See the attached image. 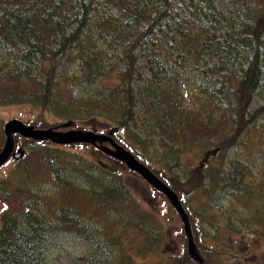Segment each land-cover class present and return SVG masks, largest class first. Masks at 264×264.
I'll return each mask as SVG.
<instances>
[{"label":"trees","instance_id":"1","mask_svg":"<svg viewBox=\"0 0 264 264\" xmlns=\"http://www.w3.org/2000/svg\"><path fill=\"white\" fill-rule=\"evenodd\" d=\"M72 61L80 62L76 84L67 71L53 78L44 69ZM187 65L199 68L205 94L195 107L179 100L182 85L174 89L182 83L180 71ZM109 77L117 82L105 88ZM77 88L83 98L76 95ZM59 92H65V99ZM85 95L106 114L114 112L112 120L125 131L143 108L144 120L151 119L166 144L182 149L189 145L185 139L191 144L212 140L203 149L201 173L192 188L207 200L198 216L233 236L258 232L257 227L264 239V0H0V107L37 103L59 117L76 119L80 111L73 108ZM259 96L262 103L252 109ZM4 135L0 118V149ZM25 141L26 155L36 147L33 159L50 168L67 191L58 225L77 226L76 191L72 181L62 178L63 170L77 168L76 162L49 154L58 149L50 142ZM228 145L240 154L225 161ZM105 171L110 184L102 192L91 188L86 200L105 208L108 220L116 224L108 231L111 236H104L127 255L124 264H133L123 245L139 241L142 247L148 245L146 252L150 243H161L152 228L158 220L137 207L119 211L126 201V185L120 174ZM19 172L27 177L29 170ZM167 182L177 189L174 180ZM221 195L230 198L227 204H211ZM21 205L18 214L6 211L2 216L0 264H50L42 243L53 222L38 221L41 211L35 204ZM95 221L89 218L86 228L99 226ZM192 227L197 230V223L192 221ZM87 237L101 243L102 236ZM204 257L216 264L213 255Z\"/></svg>","mask_w":264,"mask_h":264},{"label":"rangeland","instance_id":"2","mask_svg":"<svg viewBox=\"0 0 264 264\" xmlns=\"http://www.w3.org/2000/svg\"><path fill=\"white\" fill-rule=\"evenodd\" d=\"M188 62H191L190 59L187 60ZM47 67L48 69H44L53 78H62L63 72L67 71L70 78L73 79L71 80L73 84H76L77 77L81 74L80 62L77 61L67 64L61 63L57 69L50 65ZM187 67V69L180 71L182 83L179 86L176 84L174 89L176 90L182 85L183 96H179V100L186 102L185 105L195 107L204 100L205 94L199 86L200 72L197 70L199 68L189 67V65ZM104 81L103 86L105 88L111 87L117 82L115 77L106 78ZM102 88L99 86L98 90ZM75 92L76 95L83 98L82 92L78 88L75 89ZM58 96L60 99L66 97L65 92H59ZM260 97L262 96L255 99L252 109L262 103ZM79 104L73 108L80 111V116L76 119L59 117L55 111L30 102L1 106L0 118L3 127L8 120L18 118L29 125L42 129L57 127L68 121L74 122L73 128L75 129L96 130L100 133H107L109 130L116 129L114 139L120 145L131 151L138 160L146 164L163 181L167 182L169 179L175 181L173 184L177 189L174 190L178 193L181 201L182 199L185 200V204L182 202L188 207L187 212H190L191 225L192 221L197 223V230H193V234L203 255L204 253L208 256L213 255L216 264H264V239L259 237L260 231L257 227L255 229L258 232L253 230L233 236L235 233L231 234L224 228L219 229V231L215 230L214 224L210 225L198 216L199 211L202 210V204L207 200L201 194L193 192L192 188L201 173L199 169H201L202 160L205 157L203 149L209 147L212 140L191 144L188 139H185L189 145L181 149L176 145L166 144L162 138L161 140L156 135L157 132L161 133V131L154 129L151 119L144 120L143 108L139 109L135 123L125 131L123 127L112 120L114 112H111V115L106 114L99 108L98 104L87 99L86 95ZM202 111L207 113L206 110ZM198 119L206 120L205 117H198ZM26 139L19 135L16 136V149L25 151L24 158L19 161L10 159L0 168V226L2 216L6 211L18 214L19 210L24 209L21 204L24 206L35 204L37 209L41 211H39L41 216L38 217V221L53 222L51 227H47L42 243V254L46 263L94 264L100 258V263L97 264H124L123 261L127 260V255L121 250V247L119 249L110 245L112 243L108 242V238L106 239L104 236H111L108 231L113 228L111 225L116 223L108 220L110 218L105 208L90 204L86 200L91 188L102 192L110 184L109 174H106V171L105 173L102 172L103 168L98 162L103 161L121 170L120 178L127 188L126 201L118 210L123 211L128 206L137 207L139 211L153 215L158 220L154 222L152 228L155 229V235L162 238L161 243H157L156 246H151L150 243L146 252L144 249L148 245L142 247L143 244L141 245L139 241L132 244L127 242L125 246L123 245L124 251L129 253L131 258H134L133 264H197L188 254L184 224L168 199L150 186L139 174L129 170L125 164L90 144H53L58 149L48 151L49 154H57L60 159L67 160L69 163L76 162L75 166L77 167L74 171L71 169L63 170L62 178L72 181L69 184L74 185L77 203V212L75 213L79 223L77 226L75 222L71 223L72 225H64L63 222L58 225L59 209L60 206H65L67 191L61 189L62 183L59 179H57L58 181L55 180L50 168L41 166V163L33 159L37 150L36 147L33 146L35 150H31V156L26 155L28 148ZM5 140L6 136L4 143ZM130 147L133 149L131 150ZM234 153L235 156L240 154L236 146L228 145L227 150L223 152L224 155L226 154L225 161L233 159ZM23 160L25 162L19 164ZM241 161L248 160L242 157ZM33 166L39 167L34 168ZM24 167L29 170L27 177L19 172ZM20 191L23 194L19 193ZM1 197L5 199H1ZM212 199L211 204L222 202L224 205L229 202L230 198L221 195ZM233 205L235 207L238 203ZM89 218L95 219L94 224L99 222L100 225L87 229ZM88 233H91L94 238L95 236H102L101 243L97 239L100 244H96L93 237L91 238L93 240H90L87 237ZM230 245L236 249H231ZM211 248H215L216 251L213 252ZM235 255L242 257L238 259ZM246 255L247 260L245 259Z\"/></svg>","mask_w":264,"mask_h":264},{"label":"water","instance_id":"3","mask_svg":"<svg viewBox=\"0 0 264 264\" xmlns=\"http://www.w3.org/2000/svg\"><path fill=\"white\" fill-rule=\"evenodd\" d=\"M73 126L74 122L68 121L57 127L42 129L34 125L26 124L23 120L18 118L8 120L4 124L6 140L3 147L0 149V168L10 159L19 161L24 157L25 151L16 149L17 135L33 141L51 142L54 145H72L79 143L98 147L105 154L125 164L129 170L139 174L150 186L168 199L184 224V232L187 238V250L190 258L198 264H209L195 242L189 213L185 209L178 193L166 184L146 164L138 160L131 151L120 145L114 139L116 129H112L105 134L99 133L96 130L75 129ZM107 143L109 145H107ZM115 171L118 172V170Z\"/></svg>","mask_w":264,"mask_h":264},{"label":"flooded vegetation","instance_id":"4","mask_svg":"<svg viewBox=\"0 0 264 264\" xmlns=\"http://www.w3.org/2000/svg\"><path fill=\"white\" fill-rule=\"evenodd\" d=\"M98 132V131H97ZM105 132V131H104ZM109 132V131H108ZM116 132H117V130L115 131V134H116ZM100 133V132H99ZM101 133H103V132H101ZM115 134H114V136H115ZM107 145H109L108 143H107ZM97 148V147H96ZM99 149V148H98ZM110 158V157H109ZM110 159H112V158H110ZM99 162V164L102 166V168H104L105 170H108V171H111V172H114L115 173V170H118L117 168H115V167H113L111 164H107V163H105V162H103V161H98ZM116 174H117V172H116ZM118 174H120V172H118Z\"/></svg>","mask_w":264,"mask_h":264},{"label":"bare ground","instance_id":"5","mask_svg":"<svg viewBox=\"0 0 264 264\" xmlns=\"http://www.w3.org/2000/svg\"><path fill=\"white\" fill-rule=\"evenodd\" d=\"M167 184V183H166Z\"/></svg>","mask_w":264,"mask_h":264}]
</instances>
